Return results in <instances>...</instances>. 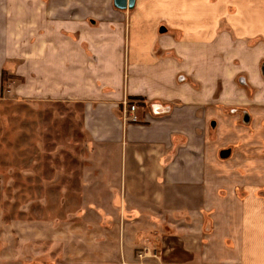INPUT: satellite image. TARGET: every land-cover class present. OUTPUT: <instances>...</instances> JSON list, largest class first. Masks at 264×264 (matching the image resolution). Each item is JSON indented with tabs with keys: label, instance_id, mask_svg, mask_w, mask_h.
<instances>
[{
	"label": "crops",
	"instance_id": "0c3cea01",
	"mask_svg": "<svg viewBox=\"0 0 264 264\" xmlns=\"http://www.w3.org/2000/svg\"><path fill=\"white\" fill-rule=\"evenodd\" d=\"M234 6L0 0V88L12 69L19 98L65 106L84 134L80 162L49 165L88 205L19 228L40 260L264 264V0Z\"/></svg>",
	"mask_w": 264,
	"mask_h": 264
},
{
	"label": "rangeland",
	"instance_id": "374dc122",
	"mask_svg": "<svg viewBox=\"0 0 264 264\" xmlns=\"http://www.w3.org/2000/svg\"><path fill=\"white\" fill-rule=\"evenodd\" d=\"M209 1L228 5L229 11H234L236 6H231L241 2ZM7 35L1 37L0 56L8 46ZM16 63L12 60L8 64L14 66ZM12 72L10 68L5 70L0 88V264H60L50 258L40 260L38 252L34 251L33 240L25 241L19 228L25 224L28 230L38 220L57 224L67 211H79L88 205L84 204L79 178H69L66 186V181L53 178L49 165L56 158L63 162L68 159L66 162L75 165L80 162V152L75 149L83 145L84 134L74 114L65 106H36L32 101L25 102L23 97L19 98L16 91L19 78ZM241 93L237 89L233 97L239 102L235 101L226 108L228 113L238 117L235 125L239 126L243 117H247L241 104ZM223 94L224 91H219L218 97ZM126 103L129 107L138 105L136 100H127ZM75 111L80 114L82 108ZM65 146L68 152L50 154L51 149ZM34 148L42 149L39 150L42 153H34Z\"/></svg>",
	"mask_w": 264,
	"mask_h": 264
},
{
	"label": "water",
	"instance_id": "95a60500",
	"mask_svg": "<svg viewBox=\"0 0 264 264\" xmlns=\"http://www.w3.org/2000/svg\"><path fill=\"white\" fill-rule=\"evenodd\" d=\"M115 5L120 9L132 8L136 4V0H114Z\"/></svg>",
	"mask_w": 264,
	"mask_h": 264
},
{
	"label": "built area",
	"instance_id": "2783aa9c",
	"mask_svg": "<svg viewBox=\"0 0 264 264\" xmlns=\"http://www.w3.org/2000/svg\"><path fill=\"white\" fill-rule=\"evenodd\" d=\"M130 109H131L132 111H135L136 106H135V105H131ZM149 253H150V252H149L148 250H145V252H144L143 254H140V257H147V256L149 255Z\"/></svg>",
	"mask_w": 264,
	"mask_h": 264
},
{
	"label": "trees",
	"instance_id": "16d2710c",
	"mask_svg": "<svg viewBox=\"0 0 264 264\" xmlns=\"http://www.w3.org/2000/svg\"><path fill=\"white\" fill-rule=\"evenodd\" d=\"M4 74H5V72L3 71V78H2V79H3V81H4Z\"/></svg>",
	"mask_w": 264,
	"mask_h": 264
}]
</instances>
